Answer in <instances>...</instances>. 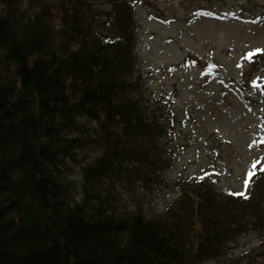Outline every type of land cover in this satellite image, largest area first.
<instances>
[{
	"label": "trees",
	"instance_id": "16d2710c",
	"mask_svg": "<svg viewBox=\"0 0 264 264\" xmlns=\"http://www.w3.org/2000/svg\"><path fill=\"white\" fill-rule=\"evenodd\" d=\"M135 1L111 0L106 35L89 0H0V264H241L218 258L252 230L261 244L243 264H264V161L243 195L184 177L153 214L117 211L102 186L124 161L146 185L164 170V105L145 102ZM85 144L100 153L77 188L61 163Z\"/></svg>",
	"mask_w": 264,
	"mask_h": 264
},
{
	"label": "rangeland",
	"instance_id": "374dc122",
	"mask_svg": "<svg viewBox=\"0 0 264 264\" xmlns=\"http://www.w3.org/2000/svg\"><path fill=\"white\" fill-rule=\"evenodd\" d=\"M89 1L94 27L113 34L111 0ZM134 15L145 102L164 105L157 111L161 136L154 138L164 170L161 181L146 185L131 174L136 161H124L125 173L101 179L108 198L117 211L139 206L159 213L184 177L239 194L250 170L264 161V0H136ZM97 153L85 144L75 148L74 160L61 163L77 188L82 164ZM259 236L256 230L241 236L218 260L243 258V264L261 244Z\"/></svg>",
	"mask_w": 264,
	"mask_h": 264
},
{
	"label": "snow or ice",
	"instance_id": "6c2138e0",
	"mask_svg": "<svg viewBox=\"0 0 264 264\" xmlns=\"http://www.w3.org/2000/svg\"><path fill=\"white\" fill-rule=\"evenodd\" d=\"M259 51V50H258ZM249 55H251V53H249ZM239 195H243V193H240ZM245 198H247V197H245Z\"/></svg>",
	"mask_w": 264,
	"mask_h": 264
}]
</instances>
